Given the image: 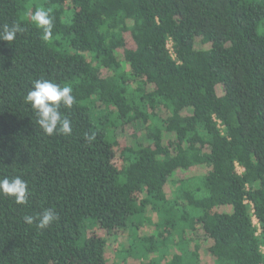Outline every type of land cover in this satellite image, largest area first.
I'll list each match as a JSON object with an SVG mask.
<instances>
[{
  "label": "trees",
  "instance_id": "trees-1",
  "mask_svg": "<svg viewBox=\"0 0 264 264\" xmlns=\"http://www.w3.org/2000/svg\"><path fill=\"white\" fill-rule=\"evenodd\" d=\"M30 1L0 0V30L22 29L0 41V179L31 193L0 196V264H157L133 246L151 254L170 235L161 264H209L189 246L197 231L212 264H264V0ZM41 6L48 40L31 21ZM37 79L73 89L60 109L71 135L36 123L25 97ZM127 126L142 139L119 149ZM46 208L59 217L47 229L24 222Z\"/></svg>",
  "mask_w": 264,
  "mask_h": 264
},
{
  "label": "clouds",
  "instance_id": "clouds-1",
  "mask_svg": "<svg viewBox=\"0 0 264 264\" xmlns=\"http://www.w3.org/2000/svg\"><path fill=\"white\" fill-rule=\"evenodd\" d=\"M32 23L37 29L42 30L43 39L48 40L52 36L54 19L48 10L40 9L31 15ZM22 31L20 25H4L0 30V41L10 43L15 40L17 33ZM73 89L70 86H61L47 79H37L34 81L31 90L25 97L26 103H29L37 116L36 123L44 134L52 135H71V121L62 116L61 107L71 109L75 97L72 94ZM85 139L88 143L95 140V135H87ZM30 190L27 181L20 177L0 179V196L12 198L18 205H26ZM58 216L53 209L46 208L35 217L25 215L23 220L28 225L35 224L40 230L47 229L52 225Z\"/></svg>",
  "mask_w": 264,
  "mask_h": 264
},
{
  "label": "rangeland",
  "instance_id": "rangeland-1",
  "mask_svg": "<svg viewBox=\"0 0 264 264\" xmlns=\"http://www.w3.org/2000/svg\"><path fill=\"white\" fill-rule=\"evenodd\" d=\"M42 0H31L30 1V4L31 5H37V7L40 6ZM42 9V6L41 8ZM259 32L261 33L262 30L260 29ZM209 48V45L206 44L205 46V49ZM117 135V139H118V143H119V149L125 145H129L131 144V141H134V138L136 139H139L141 140L142 139V129L139 128V127H134V126H127V127H124V129L120 130V131H116L115 133ZM192 173V172H190ZM202 171L200 170H194L193 174L195 175H201ZM185 173H176L175 175V179H181V178H184L190 174H186V175H183ZM174 191V187L173 185H169L168 188L166 189V192H167V195L168 196H172V193ZM218 211H223V210H228L227 208H217ZM152 218L155 220V216L154 214H152ZM151 227L149 226H143L141 227V232L143 231L144 233H146L148 230H150ZM103 235L105 234L104 232H102ZM174 234V233H172ZM106 236V234H105ZM186 237H190L188 239H190V243H189V246H191L195 240L196 242H201L200 243V246H199V250H200V257L202 258V261H206L209 263V264H212V259L209 257L208 258V254L206 252V248L209 244V242H202L200 241V232L197 231L196 234H194V236L192 235V233H187L186 234ZM131 238V237H130ZM128 239V233L127 231L123 232H119L118 233V236L116 239H113L112 237L109 238V248H108V257L109 259H114V250L115 248H118V244H125L126 241ZM133 239V238H132ZM177 240V237L176 236H173V235H170L168 238H166V240L164 242H158L156 244V249H154L153 253H148V252H144L143 249H142V246L141 244L140 245H134L133 246V250H132V256L133 257H136L137 254L138 256H140V259L142 261L146 260L149 261V260H153L155 263L157 264H161V260H163V256L161 255H172L173 253H175L177 251V245L175 244L174 241ZM137 242V240H136ZM138 243V242H137ZM196 243V244H197ZM124 248L123 246H120V250ZM122 255L120 253H118V258H121ZM131 259H133L132 257H130Z\"/></svg>",
  "mask_w": 264,
  "mask_h": 264
},
{
  "label": "built area",
  "instance_id": "built-area-1",
  "mask_svg": "<svg viewBox=\"0 0 264 264\" xmlns=\"http://www.w3.org/2000/svg\"><path fill=\"white\" fill-rule=\"evenodd\" d=\"M166 50H167V53H168L169 57H170L171 59L175 60V59H176V54H175V52H174L173 43H172L171 40H169V41L167 42V44H166ZM213 121L215 122L216 127L222 132V131H223V127H222V125H221V122H220L216 117H213ZM236 167H237V170H238V171H241V169H240L239 166L236 165ZM252 223H253V225L256 226L257 229H258L256 234H259V224H258V221H257V219L255 218V216H253V218H252Z\"/></svg>",
  "mask_w": 264,
  "mask_h": 264
}]
</instances>
